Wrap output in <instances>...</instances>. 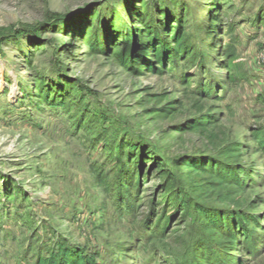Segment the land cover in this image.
Masks as SVG:
<instances>
[{"label": "rangeland", "instance_id": "1", "mask_svg": "<svg viewBox=\"0 0 264 264\" xmlns=\"http://www.w3.org/2000/svg\"><path fill=\"white\" fill-rule=\"evenodd\" d=\"M258 131L264 0H0V264H264Z\"/></svg>", "mask_w": 264, "mask_h": 264}, {"label": "trees", "instance_id": "2", "mask_svg": "<svg viewBox=\"0 0 264 264\" xmlns=\"http://www.w3.org/2000/svg\"><path fill=\"white\" fill-rule=\"evenodd\" d=\"M190 79L186 80V86H190ZM256 139L259 140L261 149L264 151V136L259 131L255 132ZM199 213L204 215V211L199 209ZM209 221V219H208ZM37 264H95L91 258H86L81 253L74 254L64 248H59L56 254H51L47 258H40Z\"/></svg>", "mask_w": 264, "mask_h": 264}]
</instances>
